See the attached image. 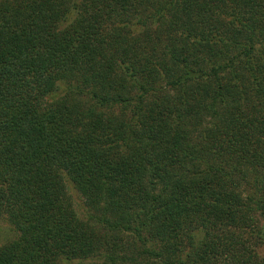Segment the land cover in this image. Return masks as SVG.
I'll list each match as a JSON object with an SVG mask.
<instances>
[{"label":"trees","instance_id":"1","mask_svg":"<svg viewBox=\"0 0 264 264\" xmlns=\"http://www.w3.org/2000/svg\"><path fill=\"white\" fill-rule=\"evenodd\" d=\"M49 1L0 0V264H249L264 0Z\"/></svg>","mask_w":264,"mask_h":264},{"label":"rangeland","instance_id":"2","mask_svg":"<svg viewBox=\"0 0 264 264\" xmlns=\"http://www.w3.org/2000/svg\"><path fill=\"white\" fill-rule=\"evenodd\" d=\"M62 0H50L49 2H52L55 5H60V2ZM76 1V3L79 0H67V3L69 4V11L68 14L66 16H68V19L70 20V18H73L76 11L73 10L71 8L72 6V2ZM72 9V10H71ZM58 21V20H57ZM68 20L63 19L62 22L58 21V28L61 27V25H64ZM132 32H134L132 30ZM162 84V82H160V85ZM163 86V84H162ZM60 94L62 93L60 90L58 91ZM151 98H153V96H149L148 99L150 100ZM84 99L86 100V98L84 97ZM67 193L69 195V199L72 203V206L77 214V216L79 217H85V213L88 211L89 214L93 213L92 209H89L86 205H85V199L84 196L77 191L74 187H72V185L67 184ZM259 225H263L264 227V218L257 215L255 216V220L252 221V223H256ZM18 232L15 230L14 226L11 224L10 220L8 219L6 213H3L0 215V245L16 238L18 236ZM201 237V233L198 234L197 232L194 235V238H200ZM134 236L132 234H127V233H120V234H114L113 240L117 241L119 246L117 251H113L114 253L120 255L125 253V251H127L126 249V245H127V241L130 242V244L133 242L134 243ZM241 240H243L246 244V246L248 247V249L246 250V257L245 259L251 260L249 262V264H264V246L262 244H259L258 241H256L253 237H249V236H242V238H240ZM116 243V242H115ZM116 247V248H117ZM106 253H108L106 251ZM105 254L104 251L98 252L97 254L94 255H90L89 257H87V259H83V261H90V264H99L103 257L102 255ZM246 261V262H247ZM134 262V261H133ZM213 260L210 261V263H212ZM226 262V263H225ZM217 263V262H216ZM220 264L225 263V264H232L230 261H224V260H219ZM106 264H113L112 262L108 261ZM117 264H128V263H120V261L117 262ZM132 264V263H131ZM134 264V263H133Z\"/></svg>","mask_w":264,"mask_h":264}]
</instances>
